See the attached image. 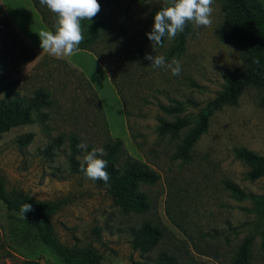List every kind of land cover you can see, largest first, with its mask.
Returning a JSON list of instances; mask_svg holds the SVG:
<instances>
[{
	"label": "rangeland",
	"instance_id": "374dc122",
	"mask_svg": "<svg viewBox=\"0 0 264 264\" xmlns=\"http://www.w3.org/2000/svg\"><path fill=\"white\" fill-rule=\"evenodd\" d=\"M167 2L113 0L103 6L104 25L92 48L125 99L124 110L92 52L78 49L71 56L49 55L40 47L38 34L50 30L31 0H0V75L15 80L20 95H30L43 85L53 90L57 101L41 110L46 113L43 120L35 113L32 123L0 134V178L8 193L59 201L51 217L56 237L68 246L96 249L102 254L101 264H150L161 250L189 264H233L246 237H251L249 264H264V222L249 210V198L238 199L225 187L231 182L247 195L264 193V177L249 179L248 166L234 153L235 148L246 147L264 156L263 90L250 86L235 106L215 110L189 158L174 157L191 125L176 135L159 134V119L175 118L161 105L182 102L185 110L179 115L195 119L222 89L223 75L242 67L243 61L239 49L218 36L225 18L221 0H214L210 27L191 22L180 54L169 55L176 37L171 41L165 37L162 46L153 48L145 34L153 27V14ZM146 53L163 55L166 64L179 60L180 74L154 68L144 58ZM29 132L32 140L20 147L17 137ZM107 132L120 137L128 154L158 174L154 184L141 186L150 202L145 212L123 211L107 187L70 171V136L77 134L86 145L77 156L82 162L87 152L103 148ZM61 135L62 140L46 153ZM104 156L105 150L100 158ZM144 221L162 230L157 245L147 253L132 245V232ZM0 264L64 263L0 200Z\"/></svg>",
	"mask_w": 264,
	"mask_h": 264
},
{
	"label": "trees",
	"instance_id": "16d2710c",
	"mask_svg": "<svg viewBox=\"0 0 264 264\" xmlns=\"http://www.w3.org/2000/svg\"><path fill=\"white\" fill-rule=\"evenodd\" d=\"M113 0H99L100 12L90 20L81 21L84 40L78 49L92 52L99 63L108 72L106 65L95 53L92 45L96 43L103 28V21L100 16L103 13V6ZM33 7L39 13L42 22L51 31H56L58 16L52 13L40 0H31ZM222 10L225 18L218 29L219 38L227 44L236 46L243 61L242 67L233 69L223 75L224 84L216 95L207 101L205 106L197 113L195 119L188 115H179L185 110L182 102H175L173 105H161L162 111L167 114H174L173 120L159 119L158 132L161 135H176L183 129L191 127L185 133L180 144L176 148L174 157L186 160L199 137L207 130L209 120L213 112L224 106H235L242 93L250 86H256L263 90L261 102L264 104V1L259 0H221ZM171 0L162 6H168ZM160 7L157 11H159ZM156 11V12H157ZM155 12V13H156ZM153 14V19L155 16ZM191 22H188L183 32L178 33L175 45L169 50V55L180 54L184 50L186 38L190 31ZM145 38L147 35L145 34ZM165 39V38H164ZM255 61H258L255 62ZM110 81L116 89L125 109L126 101L117 88L115 81ZM88 88L98 99V94L86 80ZM17 82L7 80L5 75H0V89L4 95L0 97V134L9 129L21 125L30 124L34 121V114L43 120L46 113L42 109L53 107L57 101L54 92L46 86H38L30 95H20L15 90ZM99 101V105H100ZM33 138L31 132L17 137V143L24 147ZM62 140V135L49 144L46 153ZM80 138L77 134L70 136V154L68 156L69 168L72 173H79L87 177L81 169V162L77 156L81 149L77 147ZM104 159L107 161L106 171L109 180H92L98 186H105L114 202L125 212H145L150 208L147 194L141 189L142 185L154 184L158 180V174L149 168L143 161L128 154L120 137H112L107 132L104 142ZM235 157L248 166L247 176L251 180L264 177V156L246 147L234 149ZM88 178V177H87ZM225 187L238 199L249 198L252 207L249 209L258 214L261 222H264V193L260 195H247L238 185L225 182ZM0 200L6 209L15 214L19 220L26 223L35 233L37 240L50 249L64 264H101L102 254L92 247L68 246L63 244L55 235L51 217L59 209V201L35 200L23 193H8L3 180L0 178ZM24 203L32 205V211L20 214V207ZM162 236V230L158 224L144 221L132 232V245L142 253L150 252ZM251 237L242 240L238 247L233 264L250 263ZM261 248L264 251V234H262ZM150 264H189L181 262L175 255L161 250Z\"/></svg>",
	"mask_w": 264,
	"mask_h": 264
},
{
	"label": "clouds",
	"instance_id": "9594fccd",
	"mask_svg": "<svg viewBox=\"0 0 264 264\" xmlns=\"http://www.w3.org/2000/svg\"><path fill=\"white\" fill-rule=\"evenodd\" d=\"M40 3L58 16L54 33L41 31L38 34L40 47L55 57L71 56L84 40L81 21H92L100 12L99 0H40ZM213 3L214 0H171L168 6L162 7L155 13L153 27L146 33L152 47L162 46L165 37L169 41L173 40L178 33L184 31L188 22H192L197 27H210L213 22ZM144 58L151 61L150 65L154 68L167 67L173 75H179L181 72L179 60L173 59L171 63L166 64L163 55L154 57L147 53ZM77 147L85 149L86 145L79 143ZM103 154V148H94L91 152H87L81 162V169L89 179L103 180L107 183L110 177L106 171L107 161L100 158ZM29 211H32L30 203L21 205L20 214L24 218Z\"/></svg>",
	"mask_w": 264,
	"mask_h": 264
},
{
	"label": "crops",
	"instance_id": "0c3cea01",
	"mask_svg": "<svg viewBox=\"0 0 264 264\" xmlns=\"http://www.w3.org/2000/svg\"><path fill=\"white\" fill-rule=\"evenodd\" d=\"M91 53V52H90ZM92 57V56H91ZM93 58V57H92ZM94 59H95V57H94ZM95 65L98 67V69L100 70V71H102V73H104V75H105V78H106V81L108 80L109 82H110V80H109V78H108V76H107V73L105 72V70H103V67L101 66V64L97 61V60H95ZM111 83V82H110ZM111 85H112V83H111ZM113 86V85H112Z\"/></svg>",
	"mask_w": 264,
	"mask_h": 264
}]
</instances>
